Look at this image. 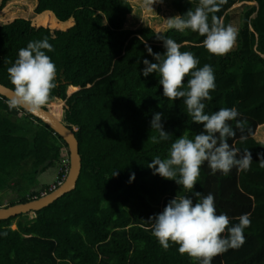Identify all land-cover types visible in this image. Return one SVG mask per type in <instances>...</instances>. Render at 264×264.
I'll list each match as a JSON object with an SVG mask.
<instances>
[{"label": "trees", "instance_id": "16d2710c", "mask_svg": "<svg viewBox=\"0 0 264 264\" xmlns=\"http://www.w3.org/2000/svg\"><path fill=\"white\" fill-rule=\"evenodd\" d=\"M8 1H0V10ZM244 1L257 8L248 20L245 14L236 49L224 55L210 54L202 47L204 37L190 30L125 28L132 10L128 0H35L36 17L0 24V83L12 90L7 69L18 50L43 38L53 46L47 55L57 68L56 86L42 108L57 102V109L49 111L74 131L81 156L73 190L33 217L26 213L0 220V264H198L174 243L164 249L148 220L173 197L191 193L147 165L157 156L165 158L180 135L193 138L202 130L187 115L183 99L162 96L158 75H140L143 59L155 62L146 45L154 53L164 52L157 33L175 40L180 51L192 52L197 67H213L215 89L205 112L235 107L243 129H236L229 143L248 150L253 159L247 171L233 168L228 175H213L206 163L201 166L194 191L212 193L217 213H226L231 223L245 213L251 221L243 245L215 256L212 264H264V167L259 160L264 157V0H223L209 22L215 15L231 25L228 10ZM197 4L172 0L178 15ZM76 87L67 95V88ZM9 101L0 95V190H28L63 157L62 149L68 155V148L40 119L23 108H9ZM154 112L163 113L169 140L153 141L158 135L149 124ZM229 123L235 128L236 121ZM131 173L135 179L129 182ZM38 195L23 193L8 206Z\"/></svg>", "mask_w": 264, "mask_h": 264}, {"label": "clouds", "instance_id": "9594fccd", "mask_svg": "<svg viewBox=\"0 0 264 264\" xmlns=\"http://www.w3.org/2000/svg\"><path fill=\"white\" fill-rule=\"evenodd\" d=\"M146 2L151 6L159 0ZM220 3L223 0H198L194 10L169 18L167 27L181 33L186 30L195 32L204 37L202 47L210 54L224 55L232 49L237 30L232 25L222 24L215 15L209 22V14L218 11ZM156 38L163 42L164 52L154 53L146 45L148 55L155 62L143 59L144 67L140 75H158L162 96L173 101L183 99L187 115L202 130L193 138L180 135L171 143L165 158L157 156L147 165L153 174L174 180L191 193L173 197L148 220L152 222L153 236L164 249H168L171 242L178 245L179 253L194 258L198 264H212L215 256L243 245L244 230L251 221L245 213L238 217V223H231L226 213H217L212 193L202 195L194 191L201 166L206 163L213 175L217 172L228 175L233 168L247 171L253 159L248 150L241 151L229 143L236 136V129H243V124L237 119L240 113L235 107L205 112V101L212 99L210 92L215 89L213 67L209 64L197 67L199 60L192 52L180 51V44L160 33L156 34ZM52 51L53 46L47 38L29 41L26 47L18 50L14 63L7 69L13 85L9 108L23 105L30 111H38L46 105L51 90L56 86L57 68L47 55ZM189 75L185 86L184 78ZM162 116V112H154L149 121L150 129L158 133L153 137L156 143L170 138L169 132L164 130ZM231 121H236L235 128L229 123ZM259 160L264 167V157ZM134 179L135 173H131L129 182Z\"/></svg>", "mask_w": 264, "mask_h": 264}, {"label": "rangeland", "instance_id": "374dc122", "mask_svg": "<svg viewBox=\"0 0 264 264\" xmlns=\"http://www.w3.org/2000/svg\"><path fill=\"white\" fill-rule=\"evenodd\" d=\"M128 1L132 6V10L127 16L125 28L137 29L139 27H149L155 31H162L164 33L169 30L167 27V20L172 16L178 15V13L173 8L172 0H159V2H154L151 6L147 4L146 0ZM34 6L35 0H9L3 9L0 10V24L7 23L15 18L33 19L36 17V14L34 13ZM256 8L257 6L255 2L244 1L236 4L231 10H229L230 23L237 30L236 40L230 51L236 49L237 39L239 37L240 30L243 27V18L245 17V14L249 13V16L245 17V20H248L251 16H253ZM226 22L227 20L224 19L222 24L225 25ZM77 90H79L77 87L72 91L67 88L66 93L67 95H70ZM62 103H59L61 117ZM57 105V102H52L49 104L48 110L57 109ZM258 129L259 126L257 127L256 131ZM61 153L63 154V157L58 160V162H55L46 171L41 173L38 176L36 184L34 186L32 185L33 187H28V190H19L15 187L14 189L11 187H6L0 190V208L7 207L10 202L19 201L23 193L36 191L39 193L38 197H41L61 185L66 179L69 169V155L66 156L64 149L61 150ZM60 172H63V174H59ZM44 186L48 187L47 191H43ZM27 213V217L34 216V212ZM23 214L25 215L26 213ZM21 219L25 220L26 217ZM16 221L17 219L11 225L12 228H16Z\"/></svg>", "mask_w": 264, "mask_h": 264}, {"label": "water", "instance_id": "95a60500", "mask_svg": "<svg viewBox=\"0 0 264 264\" xmlns=\"http://www.w3.org/2000/svg\"><path fill=\"white\" fill-rule=\"evenodd\" d=\"M0 95L11 100L13 98V90L0 83ZM25 109L34 117L40 119L49 126L57 135H59L67 144L69 155V169L64 182L54 190L41 197L30 200L25 203H16L11 206L0 208V220L7 219L11 216L23 214L27 212H35L41 208L48 206L57 200L63 194L73 190L81 171V156L79 154L78 141L73 130L68 128L61 120H58L50 113L49 110L41 107L38 111H30L26 106H19Z\"/></svg>", "mask_w": 264, "mask_h": 264}, {"label": "bare ground", "instance_id": "6f19581e", "mask_svg": "<svg viewBox=\"0 0 264 264\" xmlns=\"http://www.w3.org/2000/svg\"><path fill=\"white\" fill-rule=\"evenodd\" d=\"M53 115V114H52ZM54 116V115H53ZM67 145V144H66ZM34 200V199H33Z\"/></svg>", "mask_w": 264, "mask_h": 264}]
</instances>
